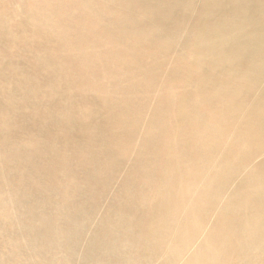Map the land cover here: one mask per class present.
Wrapping results in <instances>:
<instances>
[{"label":"bare ground","instance_id":"6f19581e","mask_svg":"<svg viewBox=\"0 0 264 264\" xmlns=\"http://www.w3.org/2000/svg\"><path fill=\"white\" fill-rule=\"evenodd\" d=\"M0 264H264V0H0Z\"/></svg>","mask_w":264,"mask_h":264}]
</instances>
